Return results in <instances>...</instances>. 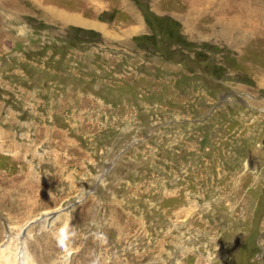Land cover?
Instances as JSON below:
<instances>
[{
	"label": "rangeland",
	"instance_id": "rangeland-1",
	"mask_svg": "<svg viewBox=\"0 0 264 264\" xmlns=\"http://www.w3.org/2000/svg\"><path fill=\"white\" fill-rule=\"evenodd\" d=\"M32 1L0 0V232L10 249L26 245L42 264H264V69H254L264 44L221 27L190 35L184 0ZM227 163L238 190L192 184ZM26 178L45 184L39 199ZM164 192L175 204L161 206ZM63 207L69 226L62 210L24 228ZM114 210L140 217L114 233Z\"/></svg>",
	"mask_w": 264,
	"mask_h": 264
},
{
	"label": "bare ground",
	"instance_id": "bare-ground-1",
	"mask_svg": "<svg viewBox=\"0 0 264 264\" xmlns=\"http://www.w3.org/2000/svg\"><path fill=\"white\" fill-rule=\"evenodd\" d=\"M3 1V0H2ZM42 0H33V5L36 7L37 5H42L44 2L48 3V2H53V0H43V2H41ZM182 1V0H180ZM186 1V12H187V21L185 22V26H186V31H188L190 33V35H192L193 32H197V30H199L198 32L200 33H206L208 32V30H212L213 28L216 27H221L224 28L225 31L228 32V34H233L232 32L236 31V30H240L243 33V37L239 36V38H241L242 40L245 41V43L249 44V41H254L257 46L255 47L259 52L261 51L260 49H258L259 47H261V45L264 44V0H184V2ZM11 2H13V0H11ZM37 2V3H35ZM205 2V4H204ZM181 3V2H180ZM32 4V3H31ZM205 5L209 6V9L205 8ZM199 7V9H198ZM3 8V6H2ZM5 8V7H4ZM9 8V7H8ZM184 8V7H183ZM10 11V10H9ZM192 12H194L193 16L196 15L195 17H191L192 16ZM55 15V13H53ZM53 15V16H54ZM52 17V16H51ZM55 17L57 18V15H55ZM67 17V16H66ZM207 25H209L210 27L207 28ZM201 30H200V29ZM245 32L247 34H245ZM219 34V33H218ZM234 35V34H233ZM232 35V36H233ZM231 37V36H230ZM261 41L263 43H261ZM255 46V45H254ZM248 48V47H247ZM243 51V50H242ZM244 54H247V49L244 50ZM254 53V52H253ZM240 54V53H239ZM249 56V59H245L244 64L246 65L247 63H253L254 61H252L251 56L252 54H250V52H248L247 54ZM257 55V54H256ZM254 57H256L254 55ZM259 57V56H258ZM257 58V57H256ZM255 59V58H253ZM262 60V59H261ZM256 66L254 69L256 70H262L264 69V62H255L254 63ZM252 64V65H254ZM260 68V69H259ZM260 72V71H259ZM263 73V72H262ZM264 75V73H263ZM259 76V75H258ZM264 78V77H263ZM262 78V79H263ZM54 104V103H52ZM58 106V105H57ZM93 108V107H92ZM48 111V110H47ZM53 112V111H52ZM10 116V113H9ZM12 116V115H11ZM3 121V120H2ZM8 121V120H7ZM34 124V123H33ZM256 125V124H255ZM31 126V125H30ZM37 126V125H36ZM108 126V125H107ZM236 127H239V125H235ZM250 126V125H249ZM45 127V126H44ZM38 128V127H37ZM37 128H35V133L33 134V141L37 140V138L42 134V132H40ZM46 128V127H45ZM44 128V129H45ZM218 129V128H217ZM221 129V128H220ZM243 129V128H242ZM238 130V129H237ZM236 130V131H237ZM52 132L57 131L56 129L51 130ZM219 131V130H218ZM243 131V130H242ZM241 133V130L239 131ZM249 132V131H248ZM96 133V132H95ZM229 133V132H228ZM247 133V132H246ZM227 134V133H226ZM244 134V133H243ZM5 134V130L2 128L0 129V137L3 136L4 137ZM231 135V134H230ZM234 135V134H233ZM237 135V134H236ZM213 136V135H212ZM246 137V136H245ZM222 138V137H221ZM228 138V136H227ZM239 139V138H238ZM237 139V140H238ZM87 140V139H86ZM217 140V139H216ZM226 140V139H225ZM241 140V139H240ZM244 140V139H243ZM79 141V140H78ZM212 141V140H211ZM248 141V140H247ZM214 142V141H213ZM223 142V141H222ZM202 143V142H201ZM207 143V142H206ZM243 143V142H242ZM241 143V144H242ZM247 143V142H246ZM210 144V143H209ZM215 144V143H214ZM234 144V143H233ZM237 144V143H236ZM19 145V144H18ZM208 145V144H207ZM206 145V146H207ZM224 145V144H223ZM235 145V144H234ZM245 145V144H244ZM21 146V145H19ZM227 146V145H226ZM210 147V146H209ZM233 147V146H232ZM239 147V146H238ZM247 147V146H246ZM214 148V147H213ZM242 148V147H241ZM244 148V147H243ZM0 149L3 150V145L0 142ZM7 149V148H5ZM9 149V148H8ZM11 149V148H10ZM26 150H29L30 148L28 146H25ZM230 149V148H229ZM15 150V148H14ZM200 150V149H199ZM207 150V149H206ZM216 150V149H215ZM226 150V148H225ZM232 150V149H231ZM236 150V149H235ZM239 150V149H237ZM5 151V150H4ZM3 151V152H4ZM208 151V150H207ZM229 151V150H228ZM241 151V150H239ZM10 152V151H9ZM30 152V151H29ZM238 152V151H237ZM28 153V152H27ZM215 153V151H214ZM226 153V152H225ZM232 153V152H231ZM6 154V153H5ZM9 155V154H8ZM17 155V154H16ZM19 155V154H18ZM209 155V154H208ZM229 155V154H228ZM217 156V155H216ZM221 156V155H220ZM219 156V157H220ZM231 156V155H230ZM204 157V156H203ZM207 157V155H206ZM17 158V157H16ZM15 158V160H16ZM19 158V157H18ZM33 158V157H32ZM225 159H229L228 156L224 157ZM233 159V158H232ZM18 160V159H17ZM201 161V160H200ZM221 161V160H220ZM198 162V161H197ZM9 163V164H8ZM211 163H212V168L213 169V164H216L217 161L213 160V158H211ZM5 164V162H4ZM8 164V166H7ZM114 164V163H113ZM231 164V162H230ZM11 166V163L9 160H6V164L5 167H9ZM112 166V165H111ZM114 166V165H113ZM116 166V165H115ZM119 166V165H118ZM205 166V165H204ZM210 167V166H209ZM208 167V168H209ZM229 167V163L223 165V168L221 170V173H219L220 171H218L217 173L213 174L212 170L210 171V176H207V174L205 172L202 173V175H200V180H194L192 182V184L197 185V189L199 190H203V191H207V190H211L212 192H219L221 195H225L226 193H232L233 189H236L235 187L232 188L230 187V185H232L231 182V175L234 173V171H232V169L230 170V172H225L227 170V168ZM115 168V167H113ZM217 168V167H216ZM235 168V167H234ZM19 170V169H18ZM17 170V171H18ZM35 170V169H34ZM114 170V169H112ZM235 170V169H234ZM10 172V171H9ZM115 172V171H113ZM112 172V173H113ZM53 173V172H52ZM14 174V173H12ZM13 176V175H11ZM241 176V175H240ZM28 178V176H26ZM84 177V176H83ZM6 178V177H5ZM4 178V179H5ZM27 178L25 179L24 182H22L21 186L23 185L26 189V193L29 195L28 197H32L35 196L36 198H40V196H42V194L38 193V191L35 190L36 185L40 188V190H44V187H42L43 185L45 186V184H41L38 183L36 185H34L32 182L28 181ZM36 178V177H35ZM34 178V180H35ZM151 181L154 182L158 181L156 180V177H151L150 178ZM13 180V179H12ZM12 180H10L12 183ZM2 181V179H1ZM7 181V180H6ZM136 181V180H135ZM150 181V180H149ZM242 181V180H241ZM248 181V179H247ZM16 182V181H15ZM9 183V182H8ZM14 183V182H13ZM12 183V184H13ZM20 183V182H19ZM151 183V182H150ZM244 183V182H243ZM41 184V185H40ZM132 184V183H131ZM68 185V184H67ZM154 185V184H153ZM245 185V184H244ZM5 186V185H4ZM12 186V185H11ZM72 187V185H70ZM79 186H81L80 184H74V189L78 188ZM243 186V185H242ZM69 187V186H68ZM126 187V186H125ZM241 187V186H240ZM70 188V187H69ZM128 188V187H127ZM132 190L130 192L131 195H133L132 197L135 198L136 195H140L141 191H140V186L139 183L133 182V186H132ZM154 188V186H153ZM242 188V187H241ZM244 188V187H243ZM33 189V190H32ZM131 189V188H130ZM239 188L237 187L236 190H238ZM2 190V189H1ZM4 190V189H3ZM13 190V189H12ZM46 190V189H45ZM126 189H124L125 191ZM129 190V189H128ZM145 190V189H144ZM243 190V189H242ZM21 191V190H20ZM160 191V190H159ZM13 192V191H12ZM15 192V191H14ZM47 192V190H46ZM85 191H81L79 196V199L83 197V195L85 194ZM146 193L149 192V189H146L145 191ZM17 193V191H16ZM235 193V192H234ZM18 194V193H17ZM16 194V195H17ZM39 194V195H38ZM163 194V193H162ZM217 194V193H216ZM15 195V194H14ZM19 195V194H18ZM32 195V196H30ZM47 195V194H46ZM165 198H167L165 200H162L161 206H163V204H165V202H171L175 204V200L172 198V196L170 194H167V192L165 193ZM238 195V193H237ZM0 196L7 197V193L4 194V192H0ZM10 196V194H9ZM12 196V195H11ZM26 196V195H25ZM91 196V195H90ZM89 196V197H90ZM239 196V195H238ZM131 197V198H132ZM245 197V196H243ZM124 198V197H123ZM229 198V197H227ZM7 199V198H6ZM14 199V198H13ZM28 199V198H27ZM245 199V198H244ZM57 200V199H56ZM13 201V200H12ZM19 201V200H18ZM50 201V200H49ZM52 201V200H51ZM88 201V200H87ZM121 201V198H117L115 195L113 196L112 199H110V203H114V205L118 202ZM53 202V201H52ZM122 202V201H121ZM109 203V204H110ZM11 204V203H10ZM111 204V205H112ZM15 205V202L14 204ZM120 205V204H119ZM118 205V206H119ZM113 206V205H112ZM152 206V205H151ZM68 208L66 209L63 208H57V209H52V210H47L42 212V214L40 216H36L33 219L29 220L24 228H28L29 226H31V224H34L36 221H41L44 220L45 222L48 223H52L55 221V219L59 218V215H54L55 212H66L65 215H60L61 218L65 219L66 223L64 224L65 226H69L68 223H72L73 218L75 217L72 213L68 214ZM77 210V209H75ZM74 210V211H75ZM117 210V208H116ZM153 210V206L150 209V211ZM73 211V212H74ZM61 212V213H62ZM154 212V211H153ZM117 211H113V214H109V218L111 220L110 223V227L112 229H114V233L117 232L119 233L122 228L126 225H124L122 222V220H131V219H137L140 217L134 215L131 210L129 212L130 216L127 217H123L121 218L122 214L120 215V213L118 214L119 216H121L120 218L117 217ZM137 213V212H136ZM80 215V214H79ZM153 215V214H152ZM63 216V217H62ZM142 217V216H141ZM122 219V220H121ZM12 221V220H11ZM10 221V222H11ZM127 221V222H128ZM134 221V220H133ZM125 223V222H124ZM135 223V222H134ZM140 224V223H138ZM128 225V224H127ZM47 226V225H46ZM130 226V225H129ZM48 227V226H47ZM23 228V227H22ZM20 228V231L21 229ZM30 228V227H29ZM12 229V227H11ZM131 229V228H130ZM10 230V229H9ZM31 230V229H30ZM125 230V228H124ZM3 231V230H2ZM126 231V230H125ZM3 233V232H2ZM0 232V264H42L41 259L35 255V253L32 251L30 252V250L28 249V247H26V245H21L18 246L16 249L14 248V250L10 249V236H8V234L3 233L2 234ZM113 233V234H114ZM126 233V232H125ZM20 234V233H19ZM120 236V235H118ZM163 240V239H162ZM22 243H24L25 241H21ZM153 243V242H152ZM156 243V242H155ZM36 244V242H35ZM40 244V243H39ZM70 245V243H68ZM156 245L158 247L161 246V244H159L158 242L156 243ZM3 246V247H2ZM189 248H183L182 252H184V250H188ZM70 250V249H69ZM66 251V250H65ZM37 253V252H36ZM184 254V253H183ZM187 254V251H186ZM65 255V254H64ZM118 258V257H117ZM64 259H67V257H64ZM119 264V261L116 260ZM116 262V263H117ZM51 264V263H50Z\"/></svg>",
	"mask_w": 264,
	"mask_h": 264
}]
</instances>
